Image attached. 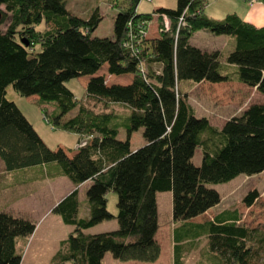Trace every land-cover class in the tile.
<instances>
[{"label": "trees", "instance_id": "16d2710c", "mask_svg": "<svg viewBox=\"0 0 264 264\" xmlns=\"http://www.w3.org/2000/svg\"><path fill=\"white\" fill-rule=\"evenodd\" d=\"M139 1L107 0L116 9L112 35L100 37L92 34L102 19L97 6L80 16L66 0H0L4 169L43 165L44 175L64 176L73 185L51 209L73 228L59 241L50 264H102L106 252L121 261H155L161 252L156 192L166 190L177 222L172 264H181L184 241L201 235L218 264H264L258 262L264 233L254 237L240 223L237 208L204 217L220 201L208 183L264 169V24L257 26L235 12L213 18L204 12L206 0H176L174 7L150 12L137 11ZM153 14L156 30L140 34L137 24L147 29ZM198 29L232 37V48L223 55L218 48L191 43ZM227 67L234 69L232 76L222 72ZM112 74L128 77L124 83L110 82ZM83 76L84 94L76 97L65 82ZM203 82H237L253 88L261 101L216 126L206 116H196L187 102L183 85ZM8 86L37 104L52 129L77 134L75 147L50 148L7 97ZM44 104L51 111L40 108ZM112 105L122 111L115 112ZM138 129L144 142L131 148L130 136ZM195 152L199 163L193 162ZM86 180L87 215L79 216L77 186ZM109 191L116 193L115 215L106 208ZM259 197L252 188L241 202L249 207ZM111 217L116 228L85 231ZM35 226L28 216L0 209V264L21 263L17 238L29 236Z\"/></svg>", "mask_w": 264, "mask_h": 264}, {"label": "rangeland", "instance_id": "374dc122", "mask_svg": "<svg viewBox=\"0 0 264 264\" xmlns=\"http://www.w3.org/2000/svg\"><path fill=\"white\" fill-rule=\"evenodd\" d=\"M209 1L210 0H206V3ZM66 3L70 10L80 16H87L91 8L97 6L102 15V19L99 21L92 34L100 37L112 35V18L116 9L111 7L107 3V0H66ZM217 3L218 5H216V11L213 18H223L225 15L224 10H229L228 13L235 12L242 19L253 22L255 25L264 24L263 13H258V17L255 20L249 19L246 15L249 9L258 7L264 3L262 0H219ZM157 4L159 6L174 7L176 0H140L137 8L143 12H150L158 6ZM0 10H3V6H0ZM156 24L157 20L154 15L146 27V31L149 35H152L156 30ZM227 37L230 36L224 34L217 35L204 29H198L193 31L190 41L199 47H205L208 49L218 48L224 55L230 50V48H232L233 38L231 37L230 40H227L229 39ZM233 71L234 69L230 67L222 69V72L224 73L230 72L231 76L233 75ZM127 77L128 76L125 75L112 74L109 80L110 82L124 83L127 80ZM84 79L85 76L71 78L65 82V85L71 89L76 97H81L84 94ZM183 86L188 90L186 93L187 102L191 105L194 114L196 116H206L209 121L216 126H220L230 115L242 111L248 104L261 101L260 94L253 88L246 87L237 82L227 84H211L209 82L188 83ZM7 97L13 100L20 110L26 112L30 118H40L45 125H40V131L46 140V144L50 148H55L57 145L74 148V145L77 144L79 140L77 134L52 129L42 117L37 104H35L30 98L17 94L10 86L7 87ZM83 102L88 106H92L93 104L92 101H87L86 99H84ZM112 106L115 112L122 111L120 106ZM40 108H46L49 111L52 109L49 104H44L42 107L40 106ZM124 135V131H121L119 134L121 138H124ZM143 142L141 129L133 131L130 136V147L136 148L143 144ZM199 161L200 153L195 152L193 162L199 163ZM0 171H4L1 166ZM2 174L8 178L14 179L16 177V174L14 173L8 174L5 172ZM89 182V180H86L77 186L79 216L87 215L85 189ZM207 185L218 191L220 201L207 210L204 216L205 218L215 211H220L225 208H237L240 213V223H244L251 228L254 237L259 238L260 235L264 233V198L262 196L264 194V169L257 174L247 175L239 173L228 181L208 183ZM1 186L3 185L0 183V187ZM72 188L73 185L66 177L56 178L52 181H36L31 185L23 187L25 197L21 199L22 205L16 206L18 208H12V210L29 215L31 219L36 221V223L38 222L37 226L40 224L39 221H42V224L38 227L37 232H35L34 235L30 234L31 236L29 235L27 237L26 241L17 240L18 249L22 253L20 264H50L51 255L57 249L59 239L65 238L68 232L73 228V225L65 224L57 214L51 212L52 205L63 195L72 190ZM252 188H256L260 192V197L253 203V205L248 207L244 205L241 200L243 195ZM106 198V208L115 215L117 212L115 205L116 193L109 191L106 194ZM6 199L7 198L0 193V204L8 203L9 205L12 202L11 200ZM30 202H33L36 205L28 206ZM156 206L159 225V229H157V239L161 246L159 257L153 262L137 260L121 261L113 258L109 252H106L102 258V264H172L171 233L173 226L177 222H174L172 219L171 192L169 190L156 192ZM2 207L3 206L0 205V209ZM27 207L32 211L27 209ZM198 218L200 219V216ZM116 227V218L111 217L98 222L85 231L94 233L111 230ZM184 244L185 247L180 255L181 264H218V256L208 249L206 237L204 235L199 236L193 241L185 240ZM253 245L256 246L255 243H253ZM260 255L258 262L264 263V248L260 251Z\"/></svg>", "mask_w": 264, "mask_h": 264}, {"label": "crops", "instance_id": "0c3cea01", "mask_svg": "<svg viewBox=\"0 0 264 264\" xmlns=\"http://www.w3.org/2000/svg\"><path fill=\"white\" fill-rule=\"evenodd\" d=\"M151 1V0H150ZM159 1V0H157ZM219 0H210L209 2H207L205 4V7H204V12L206 14H208L209 16L211 17H214V14H215V11H216V5H218ZM156 3H160V2H156ZM264 3H262L261 5H259L258 7H254V8H251L247 11L246 15L249 19H252V20H255L257 17H258V13H263L264 14ZM158 5V4H157ZM159 6V5H158ZM162 6V5H161ZM257 10H256V9ZM253 9V10H252ZM137 11H141L143 12L142 10H139L137 8ZM225 11V14H227L229 12V10H224ZM251 20V21H252ZM250 22V21H249ZM253 23V22H251ZM254 24V23H253ZM259 26V25H257ZM229 39L227 40H230V37H227ZM22 111V110H21ZM23 112V111H22ZM23 114L26 116V118L30 121V123L33 125V127L35 128V130L37 131V133L39 134V136L42 138V140L45 142V138L44 136L41 134L42 132L40 131V125H43L45 126L42 121L40 120V118L38 117L37 119H33V118H30L26 112H23ZM46 143V142H45ZM75 147V145H74ZM72 148V147H71ZM0 166L2 168V170H4L3 172L0 171V183L3 185L0 187V193L2 194V196H4L5 198H7L6 200H11L12 202L8 205V203H5V204H0L2 205L3 207L1 209H7L9 210L10 212L14 213V214H17V215H24V216H28L30 217L29 215H25L23 213H19V212H15L12 210V208H18L16 206H21L22 205V201L21 199H23L25 196H24V191H23V187L24 186H27V185H31L32 183L36 182V181H43V180H54L56 178H63L64 176H47V175H44L43 173H45V168L43 165H34V166H30V167H25V168H21V169H14V170H5L4 169V166H3V163L1 161L0 163ZM14 173L16 174V177L13 179V178H8L6 176H3L2 173ZM65 178V177H64ZM68 193V192H67ZM66 193V194H67ZM65 194V195H66ZM64 196V195H63ZM62 196V197H63ZM61 197V198H62ZM60 198V199H61ZM59 199V200H60ZM57 200L55 202V204L59 201ZM2 203V202H1ZM16 203V205H15ZM53 204L52 207L55 205ZM15 205V206H14ZM36 204L33 203V202H30L28 206H35ZM20 208H23V207H20ZM27 209L31 210L30 208L27 207ZM32 211V210H31ZM53 213V212H52ZM157 216H158V213H157ZM31 218V217H30ZM36 222V221H35ZM40 224L37 226V223H36V230L33 231L31 233V235L35 234V232H37V229L38 227L42 224V221H39ZM159 226V225H158ZM159 229V227H158ZM158 232V230H157ZM157 232H156V238H157ZM30 235V236H31ZM28 236H22V237H19L17 238V240H21V241H26ZM171 239H172V233H171ZM61 239H59L60 241ZM158 240V239H157ZM159 241V240H158ZM160 244V243H159ZM173 244V243H172ZM56 251V250H55ZM54 253V252H53ZM53 255V254H52ZM51 255V256H52ZM24 260V259H23ZM22 260V261H23Z\"/></svg>", "mask_w": 264, "mask_h": 264}, {"label": "built area", "instance_id": "2783aa9c", "mask_svg": "<svg viewBox=\"0 0 264 264\" xmlns=\"http://www.w3.org/2000/svg\"><path fill=\"white\" fill-rule=\"evenodd\" d=\"M146 1H150V0H146ZM251 5V3H250ZM137 29H138V32L142 35H145L146 33V29H144V26H143V23H138L137 24ZM83 142V141H82Z\"/></svg>", "mask_w": 264, "mask_h": 264}]
</instances>
